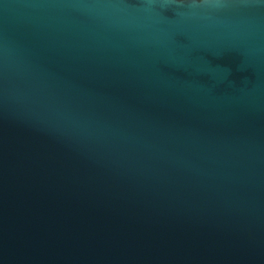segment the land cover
Wrapping results in <instances>:
<instances>
[{
	"label": "water",
	"instance_id": "water-1",
	"mask_svg": "<svg viewBox=\"0 0 264 264\" xmlns=\"http://www.w3.org/2000/svg\"><path fill=\"white\" fill-rule=\"evenodd\" d=\"M0 264H264V0H0Z\"/></svg>",
	"mask_w": 264,
	"mask_h": 264
}]
</instances>
